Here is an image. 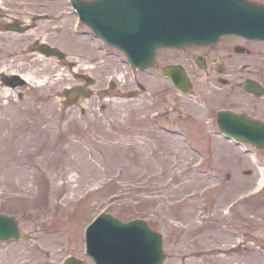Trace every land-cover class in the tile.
<instances>
[{"label": "rangeland", "instance_id": "rangeland-1", "mask_svg": "<svg viewBox=\"0 0 264 264\" xmlns=\"http://www.w3.org/2000/svg\"><path fill=\"white\" fill-rule=\"evenodd\" d=\"M0 4L37 24L20 34L0 31V38L9 36L0 40V81L24 78L0 89V211L28 234L0 240V264H62L70 254L94 264L84 252V229L102 210L124 220L141 216L159 229L160 264H264L263 168L245 146L211 126V105H228L222 96L229 89L218 94L212 85L210 60L203 69L186 58L189 49L174 48L160 49L155 60L178 56L192 73L199 101L176 94L153 73L161 71L155 65L138 70L137 87L118 51L81 23L75 27L68 0ZM35 10L47 11V18L36 21ZM16 35L24 44L6 51ZM36 36L66 56L29 50ZM226 36L199 51L222 57ZM248 46L240 61L259 70L264 40ZM81 72L95 81L89 96L71 101L64 89L80 82L75 73ZM110 74L114 85L104 92ZM254 149L264 162V148Z\"/></svg>", "mask_w": 264, "mask_h": 264}, {"label": "water", "instance_id": "water-1", "mask_svg": "<svg viewBox=\"0 0 264 264\" xmlns=\"http://www.w3.org/2000/svg\"><path fill=\"white\" fill-rule=\"evenodd\" d=\"M135 0H93L86 7L83 0H73L79 11L91 9V16L98 21L97 5L105 4L108 16L132 15ZM175 1L168 4L170 14L168 33L162 26L154 28L155 34L164 33V44L183 46L188 43L213 44L223 33L231 31L247 32L252 36L264 37V4L250 0H189L181 2L186 11L184 16L174 10ZM92 7V8H91ZM96 10V9H95ZM142 14V11H139ZM114 28V26H112ZM151 46L144 50L126 49L133 62L141 66L149 65L155 48L162 44L153 37ZM39 49L46 54L63 53L56 47L42 43ZM175 84L188 89V81L182 71L175 67L166 68ZM220 129L228 136L248 140L264 146V122L242 116L234 112L221 111ZM27 234L19 227L18 221L10 214L0 212V240L22 239ZM86 252L96 264H159L164 253L159 232L152 229L144 219L135 218L122 221L109 213H101L86 229ZM64 264H84L75 256H67Z\"/></svg>", "mask_w": 264, "mask_h": 264}, {"label": "flooded vegetation", "instance_id": "flooded-vegetation-1", "mask_svg": "<svg viewBox=\"0 0 264 264\" xmlns=\"http://www.w3.org/2000/svg\"><path fill=\"white\" fill-rule=\"evenodd\" d=\"M0 5H1V9H0L1 27H5L6 25L24 23L23 21H21L19 14L9 10L10 8L9 5L8 6L3 5V4H0ZM37 15L47 18L48 12L47 11L37 12V10H35L33 18L36 19V21H37V18H40V17H37ZM26 24L28 25V29L32 27H37V24L32 25L31 22L29 23L27 22ZM20 33H23V32H20ZM20 33L13 32V34H20ZM227 36L228 38H230V41L226 42L225 45L223 46L222 57H219L218 53H214L213 55L208 56V54L205 51H199V47L203 46L199 44V45H192V46H188L184 48L162 46L157 49V58L159 57V51H161L160 49H164V48H174V49H179V50L189 49L188 56L186 58L187 59L190 58L191 60L194 61L195 64H197L196 58H198L199 66L200 65L204 66L203 69L208 70L209 60L210 62L214 64L213 69L216 73L214 74V78H212L213 79L212 81H215L214 84L212 85H214L217 88L218 94H220L221 89H224L226 87L229 89V91L227 90L225 91L226 94L222 92L224 94L222 96V99H226L228 101L227 103H229L228 105H225V104H221L217 106L215 104L211 105V108H213L211 109V117L213 118V123L215 126H217V116H218L219 110L221 109H229L233 112L245 114L249 117L264 121V76L262 75L264 74V66L259 67V70L257 68L253 70L252 65L250 63L240 61V60H243L244 58V56L242 57V55L246 53V51H250V47L248 46L249 41L255 40V39H250L249 37H246L241 34H236V33L228 34ZM8 37L9 36L4 37V38H8ZM4 38L1 40H4ZM15 38L17 40L13 42L14 44L13 46H11V48H16L24 44V42H21L20 36L17 37L16 35L14 37H11V39H15ZM34 39L37 41L43 40V41L49 42L48 40L44 38L39 39L37 36ZM49 43L56 45L51 42ZM105 45L107 44L105 43ZM107 46L112 49H115V47L112 45L108 44ZM206 46L216 47V43L213 45H206ZM171 62H178L184 65L183 61L180 60L178 56L176 58L165 59V62L163 63L156 62L154 65L158 66V68L161 69V66L164 63H171ZM137 72L138 70H136V73ZM187 72L189 73L191 77L192 76L191 71L189 72L187 70ZM153 73L156 75L162 74L161 71H159L158 73L156 72H153ZM76 76L80 77V73H76ZM160 77L163 78V76H160ZM5 80L13 81L16 79L11 76H7ZM135 80H136L134 81L135 86L137 87L142 86V84L139 81H137V79ZM251 80L256 82L255 90L246 87V82L251 81ZM212 95L214 97V94Z\"/></svg>", "mask_w": 264, "mask_h": 264}, {"label": "bare ground", "instance_id": "bare-ground-1", "mask_svg": "<svg viewBox=\"0 0 264 264\" xmlns=\"http://www.w3.org/2000/svg\"><path fill=\"white\" fill-rule=\"evenodd\" d=\"M4 38V37H3ZM2 38H0V40H1ZM16 48H10L9 50L7 49L6 51H14ZM10 53V52H9ZM25 78H27V77H25ZM4 85V86H3ZM6 88V83H5V81L4 80H1L0 81V89H5ZM9 88V87H8Z\"/></svg>", "mask_w": 264, "mask_h": 264}]
</instances>
